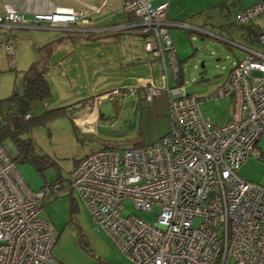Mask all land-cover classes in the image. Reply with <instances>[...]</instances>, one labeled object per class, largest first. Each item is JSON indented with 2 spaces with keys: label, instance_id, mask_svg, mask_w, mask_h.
Here are the masks:
<instances>
[{
  "label": "built area",
  "instance_id": "built-area-1",
  "mask_svg": "<svg viewBox=\"0 0 264 264\" xmlns=\"http://www.w3.org/2000/svg\"><path fill=\"white\" fill-rule=\"evenodd\" d=\"M50 1L48 9L32 10L31 16L2 2L0 26L44 22L48 28L73 30L99 11L90 3L95 0H77L83 8ZM121 4L126 18L106 29L137 31L149 59L161 61L163 88L150 81L141 87L147 100L165 91L169 131L147 144L104 146L85 154L70 173V188L130 264H264V184L236 172L247 156L261 154L257 141L264 133V29L256 35L261 49H247L249 54L213 91V98L231 100L227 119L215 123L200 108L203 98L187 93L178 82L181 69L167 31L172 26L198 28L168 19L167 2ZM258 16L264 17V0L236 19L247 25ZM6 47L12 58L10 45ZM168 71L177 84L168 86ZM126 91L136 92L137 86L130 84ZM109 94L121 92L113 89ZM62 187L61 181L53 180L37 190L29 188L0 143V264L51 263L56 237L51 224L40 217V207ZM124 200L142 211L159 206L156 221L123 215ZM194 217L202 218L197 226Z\"/></svg>",
  "mask_w": 264,
  "mask_h": 264
},
{
  "label": "rangeland",
  "instance_id": "rangeland-1",
  "mask_svg": "<svg viewBox=\"0 0 264 264\" xmlns=\"http://www.w3.org/2000/svg\"><path fill=\"white\" fill-rule=\"evenodd\" d=\"M259 1L151 0L152 5L167 2L168 14H174L175 19L198 28L169 27L167 31L181 66L180 85L185 87L187 93L203 98L200 108L215 123L226 118L231 109V100L227 97L215 99L212 97L213 91L224 81L237 61L249 54L247 49H261L256 35L259 30L257 28L264 27V17H255L247 25L240 24L236 19L240 12ZM102 2L103 0L90 2L99 7L98 13H90L91 17L103 21L108 16L113 20H121L122 15L126 18L122 12L121 0H108L110 5H102ZM60 3L75 5L71 0H60ZM65 31L28 28L11 31L9 37V31L0 28V108L3 113L13 110L4 99L12 93L14 86L21 94L25 70L32 62H36L42 69L47 66L48 71H51L47 77L51 93L43 101H34L31 104V113L40 115L49 108L69 105L67 113L48 118L24 133V137H30L32 141L33 153L45 155L48 159L45 165L38 168L29 160L17 159L15 166L22 180L31 189L39 188L44 180L58 179L62 182L59 195L49 198L40 207V217L51 224L56 237L51 248L50 264H130L108 234L95 226L83 200L67 184L76 161L85 154L104 146L122 149L135 144H147L167 133V96L164 90L150 100L144 97L142 90L126 96L109 94L108 98H102L97 104L98 119L95 130L88 134L83 133L81 128H76L72 117L76 113V104L81 102L77 101L80 84H72L57 72L59 55L50 61L51 46L49 43H42L54 33H59L60 36L53 41H64L63 35L67 33ZM100 38L101 36L97 37L95 43ZM118 42L119 48H131L129 51L142 56L143 40L136 34H122ZM7 45L11 47L13 58L7 56ZM47 52L48 60L45 56ZM148 61H155L151 68L152 77L155 85L163 88L164 72L161 63L158 59ZM103 63L108 64L107 61ZM148 67L150 66L146 65L143 69H138V72L134 69L124 73L117 69H107L99 74L101 76L91 77L89 72L87 75L96 81L98 90L94 92L98 93L120 87L124 82L128 83V78L121 76L144 74ZM167 83L168 86L177 84L170 71L167 73ZM1 145L11 157L16 154L9 138H4ZM257 148L264 155V133L257 141ZM236 172L245 180L264 184V156H247ZM123 206V215L134 214L148 223H154L159 213L157 205H153L151 211H142L136 209L130 200H124ZM201 221V217H194L193 225L197 226Z\"/></svg>",
  "mask_w": 264,
  "mask_h": 264
},
{
  "label": "crops",
  "instance_id": "crops-1",
  "mask_svg": "<svg viewBox=\"0 0 264 264\" xmlns=\"http://www.w3.org/2000/svg\"><path fill=\"white\" fill-rule=\"evenodd\" d=\"M71 1H73L75 5L73 4V5H67V6H71L74 8L84 7L77 0H71ZM2 2H9V3L15 4L16 7L20 11H22L26 16H31L32 10L48 9V5H51L52 3L50 0H0V5ZM98 12L99 11H93L91 13H98ZM175 16L176 15L168 14L167 12L168 19L179 21L178 19L174 18ZM88 19H89L88 23L78 25L76 26L78 28H75L73 30H66V31L61 30V29L48 28L46 26V23L44 22H42V24L39 26H28V25L11 26L10 25L7 28L0 26V28L7 29L9 31L8 36L11 35L10 33L11 31L28 29V28H38V29H44V30L49 29V30H53L54 32H57L58 30L67 32V33H64L63 35L64 41L62 40V42H58L59 40L53 41L54 39L60 36L59 33L57 34L54 33L53 35L49 36L51 38H48V35H47L48 40H43L42 43L46 45H48L49 43V46H51L49 50L50 61L59 55V61L56 63L57 72L63 75L65 77L64 79L70 80L72 84L74 85L75 83L80 84L79 86L80 93H79V98L77 101L81 100V102H79L81 104L87 101L91 102L89 107H85L84 105L75 106L74 111L76 113L72 115L76 123L75 124L76 128H81V131L87 134L95 130L97 119H98V112H97L98 105L97 104H99V100H101L102 98H106V97L108 98V96H106L108 92L112 91L113 89H119L121 92V95L126 96L128 93L130 94L132 93V92L126 91V88L130 86V84L132 85L134 84L135 86H137V91L139 90L143 91V88L141 87V85L144 84L145 82L150 81L155 85V82L152 77V71H151L153 64H155V61L151 63L148 61L149 59L148 52L143 48L142 50L143 54L142 56H140L139 53L129 51V50H132L131 48L126 49L124 47H121L122 48L121 49L118 46L119 45L118 41L122 37V34L124 35V34H136V33L131 32V30L123 31V30L106 29V26L110 24L119 23L123 21V19H125L123 15H122L121 20H113L111 19V16H108L107 20L103 21L100 18L94 19V17H91L90 15H88ZM258 29L259 30L264 29V27L257 28V30ZM2 33L4 32L2 31ZM136 35L140 39V36L138 34ZM99 36H101L99 42L95 43V41H97L96 38L97 37L99 38ZM250 49H253V48H250ZM7 56L10 57L8 53H7ZM45 56L47 57V60H48V52L46 53ZM12 58H13V55H12ZM105 61H107L108 63L107 65L103 63ZM159 63H161V61H159ZM146 65L150 67H148L149 69L144 71V74H135V75L130 74L128 76H121L124 78L127 77L128 83L124 82L120 87H114V88H111V90L108 89V90L98 92V93L94 92L98 90L96 81L92 78H89L87 75V72H89L91 77L92 76L94 77L95 75L101 76L99 74L102 71L103 72L106 71L107 69L108 70L117 69L119 70V72L121 71L123 73L126 72L127 70L134 69L135 71L138 72V69L141 70ZM43 70L45 71L46 77H48L51 71L50 72L48 71L47 66L46 68H43ZM79 78L80 80L78 81ZM83 88H87V89L84 90ZM137 91L133 93H137ZM227 117H228V114L226 115V118L224 120H226ZM15 165H16V162H15ZM54 180H58V179H54ZM50 181H53V180H49V181L44 180L41 183L40 187H42L45 182H50ZM67 186L70 188L69 184H67ZM37 189H33V190H37Z\"/></svg>",
  "mask_w": 264,
  "mask_h": 264
},
{
  "label": "trees",
  "instance_id": "trees-1",
  "mask_svg": "<svg viewBox=\"0 0 264 264\" xmlns=\"http://www.w3.org/2000/svg\"><path fill=\"white\" fill-rule=\"evenodd\" d=\"M131 32L139 35L137 31L131 30ZM50 93L45 71L39 68L36 62H32L28 69L25 70L21 94L18 93L14 86L12 93L4 99L7 106L12 107L13 110L4 114L2 108H0V143L4 138H9L16 150V154L12 156L14 162L17 159L29 160L40 168L48 161L45 155L33 153L32 141L30 137H24V133H27L34 125L44 123L48 118L68 112L69 105H63L49 108L40 115L31 113V104L37 100L43 101L47 99ZM1 106L2 101H0ZM25 114H29V116L24 118ZM2 119H4V122ZM262 156L264 155L260 154L259 158Z\"/></svg>",
  "mask_w": 264,
  "mask_h": 264
}]
</instances>
